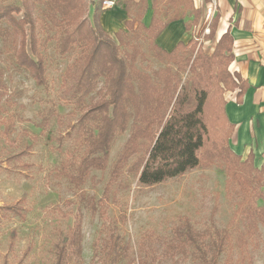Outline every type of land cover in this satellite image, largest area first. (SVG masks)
<instances>
[{"label":"rangeland","instance_id":"374dc122","mask_svg":"<svg viewBox=\"0 0 264 264\" xmlns=\"http://www.w3.org/2000/svg\"><path fill=\"white\" fill-rule=\"evenodd\" d=\"M85 1L87 11L83 19L92 21L94 9ZM164 1L159 10L172 14L173 10H165ZM0 6L19 7L21 12L15 17L20 20L26 12L22 0H8ZM186 15L191 23L193 16L190 12ZM54 16L57 21L62 19L59 12ZM34 17L35 34L44 43L42 55L48 89L39 86L31 73L18 64L21 38L7 35L11 26L0 23V264H54L53 244L61 235L65 237L78 215L83 223V251L81 261L75 264H100L102 245L110 237V230L120 235L129 248L124 264H205L197 248L187 246L184 252L170 249L175 242V229L187 221L206 238L209 257L213 256L211 236L216 231L231 232L232 238L218 264H264V224L254 219L255 229L250 236L251 223L245 215V211L256 214L251 207L255 199L242 193L240 182L227 186L228 174L219 161L180 178L145 187L138 183V161L145 156L141 152L131 156L113 180L115 165L130 137L128 130L113 145L105 172L92 169L78 185L67 174L60 173L66 161L80 155L73 152L74 140L69 136L80 113L74 104L61 102L59 95L67 68L82 57L83 51L75 48L60 53L59 47H64L66 41L60 45L56 37H64L63 29L67 30V26L52 23V10L49 12L46 5L36 6ZM202 23L201 15L198 26L190 31L194 33V58L199 49L211 56L217 44L215 39L208 38L211 26L199 31ZM25 29L29 50L32 29L30 25ZM125 31V46L119 48L121 57L137 46L141 55L137 67L141 71L151 73L166 66L154 57L145 34L137 39L127 28ZM108 35L120 44L117 34ZM170 67L176 70L175 65ZM188 75L189 69L181 73L182 80L186 81ZM233 76L239 84V76ZM102 88L101 79L98 89ZM229 92L232 91L224 93L225 101ZM97 99L94 93L87 104ZM52 107L62 117H53L48 129L42 131V114ZM9 124L13 125L12 133L5 139L1 133ZM20 152L25 154L19 161L10 159ZM258 192L264 196V187ZM20 201L26 212L25 221L2 208ZM255 204L264 207V199L257 198Z\"/></svg>","mask_w":264,"mask_h":264},{"label":"trees","instance_id":"16d2710c","mask_svg":"<svg viewBox=\"0 0 264 264\" xmlns=\"http://www.w3.org/2000/svg\"><path fill=\"white\" fill-rule=\"evenodd\" d=\"M5 1L8 0H0V3ZM22 1L26 8L24 17L21 20L15 17L16 13L21 12L19 7L0 6V23L7 22L11 26V30L6 31L7 35L21 38L18 64L31 73L39 86L48 89L42 55L44 43L35 34L36 6L46 5L49 12L52 10V23L67 26V30L63 29L64 37H56L60 45L66 41L64 47H59L61 54L75 48H82L83 51L82 57L67 68L59 95L61 102L74 104L80 113L77 122L71 126L74 136L69 134L74 140L73 152H79L80 155L69 157L72 159L62 165L60 173L67 174L78 185L92 169L105 172L117 138L130 130V137L115 165L113 180L127 160L141 152L145 156L138 161V183L145 187L180 178L190 171L219 161L228 174L227 186L240 182L242 193L255 199L251 207L256 214L245 211L251 223L249 235L254 233V219L264 224V207L255 204L257 198L264 199L261 193H257L264 187V166L257 168L251 154L243 161L229 146L235 127L226 115L224 93L239 90L237 96L241 99L248 89L240 76L241 82L236 83L229 70L234 61L233 38L229 33L217 42L211 56L199 49L194 58V39L188 43L180 42L168 52L156 45V39L169 24L184 20L187 12L193 16L192 22L186 25L187 32L198 26L202 14L200 9L195 8L194 1L167 0L165 10H173L169 14L159 10L160 2L164 0H153L154 16L150 26L145 27L142 20L148 8L147 0H117V5L122 6L129 17L125 26L130 34L137 39L145 34L154 57L166 63L164 68L147 73L137 67L141 56L137 46L133 47L130 54L121 57L119 48L125 46L127 32L117 33L121 41L117 45L102 28L100 18L105 12L102 9L105 0H88L89 7L94 9L92 21L83 19L87 11L85 0ZM57 12L62 16L58 21L54 16ZM218 24L219 14L211 24L209 39H215ZM27 25L32 29L29 38L32 55H29L27 46ZM170 64L175 65L176 70ZM188 69L189 77L183 81L181 73ZM101 79L104 80V88L98 89ZM94 93H97L98 99L87 104ZM53 117H62L56 107L42 114L39 125L42 131L48 129ZM12 126H6L1 136L9 139ZM24 154L17 153L10 159L19 161ZM2 208L7 214L21 221L26 220L21 201ZM174 233L176 244H171L170 249H182L184 252L187 246L197 248L205 264H218L220 254L232 238L231 232L227 230L216 231L210 239L213 256L209 257L204 244L206 238L194 231L189 221L175 229ZM82 242L83 223L81 215H78L65 237L61 235L53 244L54 264L80 262ZM128 251L120 235L110 230V237L102 245L100 264H124Z\"/></svg>","mask_w":264,"mask_h":264},{"label":"crops","instance_id":"0c3cea01","mask_svg":"<svg viewBox=\"0 0 264 264\" xmlns=\"http://www.w3.org/2000/svg\"><path fill=\"white\" fill-rule=\"evenodd\" d=\"M147 1L148 8L142 20L145 27L150 26L154 16L153 0ZM193 1L195 8L200 9L202 13L203 23L199 31H203L207 26L210 27L219 14L215 43L226 33L233 38L234 61L229 69L233 75L243 79L248 89L241 99L237 96L239 90L226 94L228 95L226 115L235 127L229 146L243 161L248 159L250 154L253 155L254 165L262 168L264 166V0ZM128 20L124 8L117 5L102 14L100 23L108 34L115 36L125 30V22ZM187 24H189L188 19L169 24L156 39V45L170 52L178 43H188L193 32H187Z\"/></svg>","mask_w":264,"mask_h":264},{"label":"built area","instance_id":"2783aa9c","mask_svg":"<svg viewBox=\"0 0 264 264\" xmlns=\"http://www.w3.org/2000/svg\"><path fill=\"white\" fill-rule=\"evenodd\" d=\"M117 6V0H105L103 3H102V9L104 11L106 10H110L114 7Z\"/></svg>","mask_w":264,"mask_h":264}]
</instances>
